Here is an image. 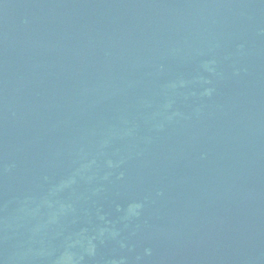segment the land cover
<instances>
[{
  "label": "water",
  "instance_id": "obj_1",
  "mask_svg": "<svg viewBox=\"0 0 264 264\" xmlns=\"http://www.w3.org/2000/svg\"><path fill=\"white\" fill-rule=\"evenodd\" d=\"M0 264H264V0H0Z\"/></svg>",
  "mask_w": 264,
  "mask_h": 264
}]
</instances>
